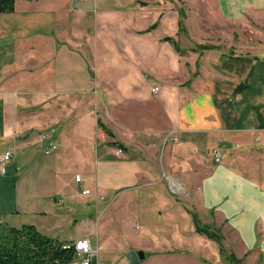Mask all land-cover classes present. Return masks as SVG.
<instances>
[{
    "label": "crops",
    "instance_id": "obj_1",
    "mask_svg": "<svg viewBox=\"0 0 264 264\" xmlns=\"http://www.w3.org/2000/svg\"><path fill=\"white\" fill-rule=\"evenodd\" d=\"M179 1L18 0L0 12L10 224L88 238L113 264H132L133 250L138 264H217L196 216L232 255L264 264V0H215L244 35L196 45Z\"/></svg>",
    "mask_w": 264,
    "mask_h": 264
},
{
    "label": "trees",
    "instance_id": "obj_2",
    "mask_svg": "<svg viewBox=\"0 0 264 264\" xmlns=\"http://www.w3.org/2000/svg\"><path fill=\"white\" fill-rule=\"evenodd\" d=\"M18 0H0V12H11L15 9ZM142 2V5H146ZM180 28H184L186 12L184 8L179 9ZM156 24L153 25L155 27ZM176 45L174 38L167 36ZM178 49V48H177ZM106 128V127H105ZM111 136L114 135L109 129H105ZM197 230L216 239L223 252L221 234L216 229L199 224L194 216ZM64 241L53 238L41 232L34 224L25 223L21 226L10 224L0 213V264H67L72 261L77 252L74 246L65 248ZM234 256V255H233Z\"/></svg>",
    "mask_w": 264,
    "mask_h": 264
},
{
    "label": "rangeland",
    "instance_id": "obj_3",
    "mask_svg": "<svg viewBox=\"0 0 264 264\" xmlns=\"http://www.w3.org/2000/svg\"><path fill=\"white\" fill-rule=\"evenodd\" d=\"M180 5H176L177 9L184 8L186 17L184 19V28L181 29L184 36L188 38L189 43L196 45L198 43L223 42L233 34L236 38L243 36L244 33L234 31L237 28L240 31L241 26H237L229 22L225 17L221 16L216 7L215 0H187L179 1ZM176 4V2H171ZM233 33V34H232ZM219 232V230L217 229ZM223 246V244H222ZM230 249L224 248L223 256L216 260L217 264H246L245 258H238L230 253ZM209 264H215L209 262ZM247 264H251L248 263Z\"/></svg>",
    "mask_w": 264,
    "mask_h": 264
},
{
    "label": "built area",
    "instance_id": "obj_4",
    "mask_svg": "<svg viewBox=\"0 0 264 264\" xmlns=\"http://www.w3.org/2000/svg\"><path fill=\"white\" fill-rule=\"evenodd\" d=\"M153 91H159V87L155 86L152 88ZM56 128L49 126L46 130L41 133L42 139L48 140V144L45 147V153L52 154L58 148V142L52 138V133L55 132ZM118 152L122 153L123 149L118 148ZM12 152L6 151L0 154V172L6 173L8 171V165L11 160ZM214 159L217 163H221L223 160V153L220 149L214 150ZM76 180L83 182L84 178L81 175L76 176ZM84 194H89L91 192L90 188H85L82 191ZM65 248H70L74 246L77 256L80 257V264H113L108 261H103L98 258V251L94 249L92 243L88 238L79 239L75 242H65L63 245Z\"/></svg>",
    "mask_w": 264,
    "mask_h": 264
},
{
    "label": "water",
    "instance_id": "obj_5",
    "mask_svg": "<svg viewBox=\"0 0 264 264\" xmlns=\"http://www.w3.org/2000/svg\"><path fill=\"white\" fill-rule=\"evenodd\" d=\"M144 257H145V253L142 250L139 251L133 250L129 253V258L132 264H138L140 259Z\"/></svg>",
    "mask_w": 264,
    "mask_h": 264
}]
</instances>
